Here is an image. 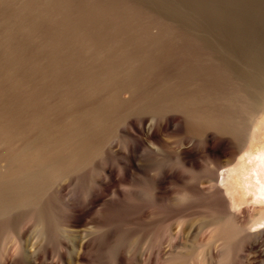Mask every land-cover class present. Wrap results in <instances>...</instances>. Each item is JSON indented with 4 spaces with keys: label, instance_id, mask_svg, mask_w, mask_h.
<instances>
[{
    "label": "bare ground",
    "instance_id": "6f19581e",
    "mask_svg": "<svg viewBox=\"0 0 264 264\" xmlns=\"http://www.w3.org/2000/svg\"><path fill=\"white\" fill-rule=\"evenodd\" d=\"M15 2L0 0L1 12L7 11L0 13V49L4 43L13 47L21 32L39 39L35 22L48 23L53 9L67 7L68 0ZM111 8L82 12L89 16L85 25L63 15L70 20L62 17L60 27L71 24L74 30L65 27L71 32L64 31L69 35L59 42L41 37L46 55L42 45L28 58L8 50L10 57L2 48L10 58L0 60V264H264L263 71L227 66L237 79L234 92L252 110L237 139L225 123L229 117L204 106L196 82L175 84L169 73L155 71L158 66H130L136 56L127 51L129 41L124 46L122 35L112 33L140 37L142 31L129 27V17L118 23ZM95 13L117 18L109 21L116 29L91 34L106 19L95 23ZM61 54L75 65L64 66ZM87 54L109 64L117 55L120 63L79 66L75 59ZM165 132L179 139L168 142ZM124 136L131 140L121 151L123 160L103 164L113 141ZM217 136L227 137L224 147L216 146ZM201 164L205 172L199 177L184 173ZM139 171L148 176L151 202L132 187Z\"/></svg>",
    "mask_w": 264,
    "mask_h": 264
},
{
    "label": "rangeland",
    "instance_id": "374dc122",
    "mask_svg": "<svg viewBox=\"0 0 264 264\" xmlns=\"http://www.w3.org/2000/svg\"><path fill=\"white\" fill-rule=\"evenodd\" d=\"M19 2H21V0H18V2H15V3L16 4L18 3L17 5H19L20 4ZM22 2H23V0H22ZM113 5H115V6H113ZM65 6L68 7V9H67V7H65L67 10L64 8V5L62 6L64 8V10H62V11H61L62 7L61 8L58 7L60 10H57L58 8L53 9L55 11L52 10L55 13L58 11H61L63 14H61L59 12L56 13L57 16H58V14H60L57 17L54 13V15L56 17L54 15H52V17H51L52 19L50 20L51 22L48 21V23H47V20L44 21L45 19L44 20L43 19H41V20L36 19L38 21L35 22L36 20L32 19V21H34L35 24H37L35 26H37V31L39 30L38 35L40 33V35H39L40 38L42 37V39L47 40V38L49 37L48 41L43 40L44 42L45 41L49 42L52 39H54L55 41L57 40V42H59L62 40L61 37L64 40L65 35L70 30L71 31H72V29L74 30V26L72 27L71 24H73L76 20L78 23L84 24V25H85V22L89 21V18L87 19V17H89V16L86 17V15H88L87 14L88 12L93 13L94 11L91 12L89 10H92L94 7L96 9L94 8L93 10H96V11H97V8H98V10L101 9V8L99 9V7H102V9H104V8L106 9L107 7H109V8L112 7L114 11L116 10L113 13L116 14L115 16L118 17V23H119V21L120 22L122 21L121 24H123L124 22L126 23V20L129 17L128 20L131 19V21L133 20V23H134V24L132 23L133 26L131 25V23L128 24V25H130L129 27H131V29L133 31L134 30L137 32L142 31V33H140L142 35H140L138 33L137 35H139L140 37H138V36L130 37L120 30H119V32H121V33H119L118 29L114 28L113 20H112L113 23L109 22L111 20V18H113V19L115 18L114 16L108 17L110 19H107V17H105L106 18L105 19L102 15L101 16L97 15V17H96L95 16L96 13L93 14L96 17L93 20V21L96 20L95 23H97V22L100 23V21H102L104 19L105 20L100 23L101 26L97 25L96 30H93V31L91 30L92 31L91 34L94 35L93 32L97 31L99 28L100 30L97 31L98 34H95V35L96 36L98 35L100 37V33L103 32L104 30L105 31L107 30V32H110L108 29H110L111 31L112 30L114 31L116 29L117 31H115V32L112 31L114 34L112 32H110V33H112V35H114V36H116L117 34H120L119 36L122 35L120 38H122L123 41H120V42H123V45L129 41V43L125 44L127 47V51L129 50V52H131V54H135V56H136V57H134V62H132V63H131V61L128 62V63H131L130 66H133V65L134 66H158L156 68L157 70H155V71H157V72L159 71V73H161V74L166 72V73H164L166 75H168V73H169L168 76L170 77L171 81L174 82L175 84H180L183 82V84L186 83V85H188V84L191 85L192 83L196 82L195 84L197 86L199 85V91L204 93V94H202L204 97V98L203 97L202 98L205 102V104L203 102L204 106L210 107L211 105H213L212 109H214L215 112L221 113L222 115L224 114L226 116V118L229 117L225 120V123H226L227 127L229 126L230 128H233L232 130L229 129V130H231V132L236 131V133H237L236 137H237V139H239L238 137L241 136L240 135L241 129H243L245 127V125L247 124V122L245 123L244 120L248 121L246 119V118H248L247 115H250L252 112V110L250 108L251 103H250V101L248 102L247 100H243L244 98L243 99L241 98L242 94H239L238 92L235 93L237 91L235 89L234 82H233V80L235 78H233L231 71L228 69L227 66H234V67H236L237 70L239 68L242 69L244 67H245L244 69L246 70L248 67V70L253 71L254 74H258V75L261 74L260 70H262L263 74H261V75H264V69H263L264 68V0H103V1L102 0H68V2H66ZM119 10H121V12ZM132 10H134V11H132ZM53 12H52V14H53ZM82 12H87V13H82ZM0 13H2L3 14L2 17H4L6 15L7 11L4 12V8H3V12H1V10H0ZM117 13H118V15H117ZM65 14L68 15L70 17V19L72 18V20L70 21L71 24H69L70 27H72V28H70L69 25L67 27V25L65 23H64L65 26L63 24H61L63 21H60V19L62 17L64 19L66 17ZM90 15H92V14H90ZM120 15H121V17H120ZM68 16H67V19H69ZM126 16H127V18H126ZM90 17H92V16H90ZM139 17H140L141 21L139 20ZM0 18H1V16H0ZM53 18H55V19H53ZM63 19H61V20H63ZM67 19L65 18L64 22H67ZM115 19L117 20V18H115ZM82 20L85 22L81 23V22H83ZM90 20H91V18H90ZM55 21H56L57 25L55 24ZM93 21L91 20L92 23H93ZM131 21H129V22H131ZM58 22H61L60 24H61V26L62 25L63 26L60 27ZM49 23L50 24L53 23L54 27L52 24H51V27H49L50 26ZM99 23H97V24H99ZM102 23H103V26H102ZM74 24L77 25L76 23H74ZM55 25H56V27H55ZM84 25H82V27ZM88 25L90 27L92 24H88ZM155 25H157V26H155ZM0 27H1L0 28V34L2 37V32H3L2 24L0 25ZM52 27L54 29L59 28V30L55 29L56 32H54V31H52V29H53ZM65 27L67 29H70V30H67ZM102 27L104 28V30L102 29V31H101ZM146 27L149 30L146 29ZM78 28H79V24H78L77 29ZM92 28H93V26H92ZM95 28H93V29H95ZM137 28L138 29L140 28L139 29L140 31ZM87 29H88V27H87ZM90 29H91V27H90ZM143 29H144V31H143ZM62 30H63V32L64 31H68V32H66V34H65V32L64 33L62 32ZM20 32H17V33H20ZM116 32H117V34H116ZM143 32L146 34V37H145ZM60 33H61V35H60ZM69 33H68V35H69ZM122 33L124 34V36ZM57 34L59 35V37L57 36ZM14 37L16 38L15 39L16 41L12 42L13 47H12V44L8 46L9 47L8 49L5 47H2L3 45L4 46L6 45L3 42L4 44L2 43L3 45L1 46V49L3 48L5 52L10 50L13 55L15 54L16 51H18V53L16 52V54L19 55L18 58H28L30 55L31 49H33V51L36 50L39 53L42 50L41 51L42 56L46 55V53L48 52V50H46L45 45L44 44L42 45V43H44V42L41 43L42 39H40V38L39 39L38 38L32 39V37H28L27 34L25 35L24 32L23 33L21 32L18 35H14ZM128 37H129V39H126ZM137 37L139 38L138 40L136 39ZM34 39H36V40L38 39V40L36 41ZM109 44H111V42ZM14 45L17 47H20V46H24V47H20L22 49V50H20V48L16 49L17 47H15ZM41 45L44 47L45 51H44L43 47L41 49ZM112 45L115 46L116 44L114 45V42H113ZM112 45H111V48H113L115 50L116 49L119 50V48H121L120 46H116L118 48H116V47L114 48ZM121 46H122V44H121ZM124 46H122V49L124 48ZM128 46H130V47H128ZM1 49H0V60L3 58V60H2L3 63L6 62L10 57H14L8 51V54H11V55H9L10 57L8 58V54L6 55V53H4V51H3V49L2 50ZM73 49L74 50H72L71 52L75 51V48H73ZM125 50L126 49H124L123 51H125ZM62 51H65V50H62ZM142 51L145 52L144 53L145 55L143 54ZM118 52L120 53V51H118ZM118 52H116V53L118 54ZM126 52H124V53H126ZM65 53H68V52L66 51ZM76 53H77V51H76ZM16 54H15V56H16ZM41 54H39V56ZM123 54H120V55L123 56ZM127 54H128V52H127ZM127 54H125V55H127ZM131 54H130V56H133ZM20 55L21 56L23 55V56L20 57ZM65 55L66 54L60 55V57L62 56L61 58H64L63 59L64 60L63 61L64 66L75 65L76 62L73 59H72L73 60L72 62L71 61L69 62V60L66 61ZM88 56H89L88 54L85 56V60L84 59H75V60L77 61L79 66H82V65L84 66L85 64H86L85 66H96L98 63H100L102 66L103 61H100V59H98L100 62L99 61L97 62V60L92 61L93 58H90ZM116 57H117V55H116ZM116 57L113 56L114 59L111 57L112 60L109 62H112L115 59L118 60L117 59L118 57L117 58ZM6 58H7V60H5ZM16 58H17V56H16ZM131 58L133 59V57H131ZM116 60H115V62L118 63V61H119V63H120V60H118V61H116ZM47 61L48 60H46V62H44V63H47ZM80 62H81V64H80ZM115 62L114 63L112 62V63L115 64L114 66H117L118 64L116 65ZM3 63L0 62V64H2V65H3ZM82 63H84V64H82ZM112 63L109 64L108 61L106 63L103 62V64H105L106 66L107 65L112 66ZM78 64H77V66H78ZM100 64H98V65H100ZM126 64H124V66ZM135 64H137V65H135ZM105 65H103V66H105ZM49 66H50V64H49ZM255 68H257V70ZM159 69L161 71H164V72L162 73ZM18 72H20V75L22 77L27 75V74H25V72H22V70H19ZM191 73H192V75L189 76V74H191ZM22 74H24V75H22ZM229 74H231V75H229ZM186 75H187V78H186ZM198 75H200V77ZM174 76H176V77H174ZM174 78H176L177 80ZM185 78L187 79V81ZM203 80H204V82H203ZM236 80L237 79H235V83H236ZM178 81H181V82H178ZM200 88H201V90H200ZM231 88H234V89H231ZM207 90H209V91L211 90V91L209 92ZM234 90H236V91L234 92ZM211 92H212V94H211ZM210 95L212 96L213 99L210 97ZM211 99L213 100L214 104L213 103L211 104V102H210V101H212ZM224 99H225V101H224ZM206 100L207 101L209 100L208 103L206 102ZM218 102H220V103H218ZM244 102L249 103V106H247L248 107L247 109H249L251 111H249V110H248V112L246 111L247 109H246ZM217 105H218V107H217ZM230 105H232V107ZM233 105L235 107H233ZM246 105H248V104H246ZM237 106H239V107H237ZM227 113H230V114H227ZM246 113H247V115H245ZM238 117L241 120L236 119ZM228 119H230L231 121ZM234 119H236V120H234ZM231 122H233V123H231ZM237 122H238V124L239 123H241V124L243 123V124L238 125V124H236ZM231 124H232V126H231ZM234 127H236V128H234ZM135 133H136L135 134L136 136L139 135V137H140L139 133H137V132H135ZM170 134H171V132H165L163 135H166L167 137L163 136V138L164 139L166 138L165 140L168 142L169 141L172 142V140L174 141V140L179 139L180 135H178L177 133H175V134H177L178 136L175 134H171V136H170ZM225 137L226 136H224V137L223 136H221V137L217 136L215 138L216 139L215 144L218 148L224 147V145H225L224 143H226V140H227V137H226V139H225ZM188 139H190V141H191V137H189ZM130 140L131 139L129 137L124 136L121 140L113 141L112 146H111L112 147L111 153H109V155H106L105 157H103L102 163L103 164H107V163L110 164L113 162L114 163L118 162L119 160H123V158L121 156V151H123L126 148L127 143ZM238 141L239 140H236V143ZM198 143H199V145H203V142L201 140H199ZM190 144L191 143L188 142V144H186V145H190ZM206 158L212 159V158H214V156H211V157L205 156V159ZM204 162L206 163V161L204 159H202V163H204ZM155 166L159 167V164H156ZM185 168L186 169H185L184 173L187 176L193 177V178H195V177L197 178L202 173L205 172V168L203 167V164H201V166H198L195 168H190V167H185ZM97 172H98L97 169L93 170V172H91L90 175L95 176V174ZM131 179H132L131 181H132L133 189L140 196L143 195L142 197L150 200V202H151L152 196H153V191H152L153 189L150 186L151 185L150 182H148L149 181L148 176L145 173L139 171V172H136L135 175L131 177ZM150 197H151V199H150ZM158 205L159 204H157V207L159 209H161L160 211L162 212V214H164L166 212L165 208L163 206H160V205L158 206ZM173 226L174 225H172L171 228L175 231V226L174 227ZM173 230H172V232H173Z\"/></svg>",
    "mask_w": 264,
    "mask_h": 264
}]
</instances>
